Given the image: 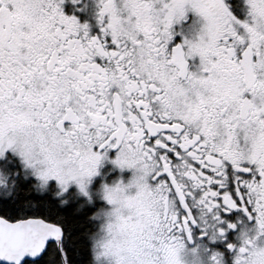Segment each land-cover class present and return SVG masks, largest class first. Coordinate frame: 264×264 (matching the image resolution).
<instances>
[{
  "label": "snow or ice",
  "instance_id": "1",
  "mask_svg": "<svg viewBox=\"0 0 264 264\" xmlns=\"http://www.w3.org/2000/svg\"><path fill=\"white\" fill-rule=\"evenodd\" d=\"M0 264H264V0H0Z\"/></svg>",
  "mask_w": 264,
  "mask_h": 264
},
{
  "label": "rangeland",
  "instance_id": "2",
  "mask_svg": "<svg viewBox=\"0 0 264 264\" xmlns=\"http://www.w3.org/2000/svg\"><path fill=\"white\" fill-rule=\"evenodd\" d=\"M189 259H191V258L189 257Z\"/></svg>",
  "mask_w": 264,
  "mask_h": 264
}]
</instances>
